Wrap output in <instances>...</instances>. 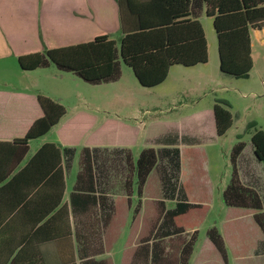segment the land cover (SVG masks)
<instances>
[{
  "label": "crops",
  "instance_id": "0c3cea01",
  "mask_svg": "<svg viewBox=\"0 0 264 264\" xmlns=\"http://www.w3.org/2000/svg\"><path fill=\"white\" fill-rule=\"evenodd\" d=\"M139 17L198 20L208 59L191 66L171 65L166 78L152 87L142 86L134 76L138 85L160 86L177 67L189 70L197 81L210 79L200 68L210 57L205 21L212 17L206 15V0H0V70H6L8 62L12 68L20 55L85 43L97 36L106 35L118 47L121 18L125 27L132 28ZM190 31L195 34L192 28L181 30L180 36ZM249 37L251 72L255 46L264 44V30L251 28ZM192 53L198 56L199 44ZM216 55L218 74L232 77L220 71ZM51 65L32 70L17 65L22 84L0 85V264H171L170 260L178 264L181 249L193 233L187 264H264V234L253 218L254 210L224 201L227 214L210 228L221 235L225 258L208 236L194 253L210 204L207 187L195 178L200 173L205 180V170L202 165L195 167L192 148L184 143L180 127L146 126L142 131L119 121L130 134L121 145H105V115L88 104L74 105L46 133L20 140L43 114L37 96L58 102L36 91L31 81ZM121 68L120 63V77ZM212 117L215 128L213 110ZM141 133L145 136L142 149L153 148L157 160L138 195L134 171L127 184L125 152L134 163L138 155L131 145ZM245 145L236 160L238 176L257 192L264 212V162L254 154L252 142L251 154L244 156ZM84 148L91 157L88 169L82 160ZM179 201L205 205L207 210L200 219L201 208H190L182 217L185 227L180 233L157 236L159 225L161 232L170 229L169 223L158 218L159 202L170 210ZM120 239L121 248L115 254Z\"/></svg>",
  "mask_w": 264,
  "mask_h": 264
},
{
  "label": "trees",
  "instance_id": "16d2710c",
  "mask_svg": "<svg viewBox=\"0 0 264 264\" xmlns=\"http://www.w3.org/2000/svg\"><path fill=\"white\" fill-rule=\"evenodd\" d=\"M206 15L212 17L220 71L234 78H248L253 65L249 30H264V0H206ZM124 21L121 18L123 34L118 47L106 35L97 36L85 43L20 55L17 57L18 65L23 70H32L53 64L59 71L71 72L84 82L100 84L116 81L120 77V63L123 62L131 68L142 86L152 87L166 78L171 65L191 66L208 59L203 28L196 19L151 20L139 17L132 28L125 27ZM192 28L195 29V34L190 31L188 36H180L181 30ZM197 44L198 56L192 53ZM37 99L43 114L32 123L25 136L20 138L23 142L46 133L65 113L62 104L42 95H38ZM213 112L216 134L221 136L231 126L232 115L227 108L217 103L213 105ZM251 142L254 154L264 162V131L255 129ZM243 147L242 141L232 147L229 159L231 176L222 192V198L226 205L253 209V218L264 234V212L259 195L254 189L243 185L238 176L236 160ZM125 159L129 171L127 184L130 183V176L134 171L137 194L140 195L156 164V152L153 148H144L133 163L127 151ZM82 160L85 169L91 167L90 153L86 148L83 150ZM159 204L161 209L158 218H162V223H169L170 229L173 228L171 231L169 229L168 232H161L159 225L157 236L180 233L185 227L182 217L190 208H201L197 214L200 219L207 210L205 205L184 201L177 202L170 210H164V205L161 202ZM195 236L193 233L184 243L178 264H187ZM207 236L225 258L223 239L218 231L212 227L207 230ZM169 262L174 263L173 260Z\"/></svg>",
  "mask_w": 264,
  "mask_h": 264
},
{
  "label": "rangeland",
  "instance_id": "374dc122",
  "mask_svg": "<svg viewBox=\"0 0 264 264\" xmlns=\"http://www.w3.org/2000/svg\"><path fill=\"white\" fill-rule=\"evenodd\" d=\"M212 28L211 19H206L210 57L208 63L200 67L210 78L206 81H197L189 70L177 67L162 85L144 88L138 85L131 68L123 62L121 77L114 83L92 85L71 72L59 71L54 65L31 80L36 91L58 99L67 110L74 105L88 104L99 110L100 115L104 114L105 145H121L128 136L125 135L130 134V130L121 126L119 121L132 128L140 127L142 131L146 126L181 128L184 143L192 148L195 167L202 165L205 170V180L200 173H196L195 178L200 181V186L203 183L207 187L205 196L210 204V210L199 226L194 253L206 241L207 230L216 221L223 220L228 212L222 200V191L230 178L232 147L238 141L244 142V156H247L251 154V136L255 129L264 131V44L255 46V64L248 78L220 76L216 36ZM17 65L18 62H12L11 68L8 62L7 73L0 70V85L22 84L23 80H19L16 74L19 72ZM215 103L227 108L232 115V125L222 137L215 134L212 117ZM138 138L131 145L134 155L145 147V136L141 133ZM184 178L181 176V179ZM121 244L122 239L115 247V254Z\"/></svg>",
  "mask_w": 264,
  "mask_h": 264
}]
</instances>
